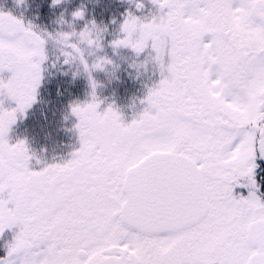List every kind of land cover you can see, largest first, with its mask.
<instances>
[{"label": "snow or ice", "instance_id": "obj_1", "mask_svg": "<svg viewBox=\"0 0 264 264\" xmlns=\"http://www.w3.org/2000/svg\"><path fill=\"white\" fill-rule=\"evenodd\" d=\"M153 3L112 41L154 51L146 107L71 104L79 147L38 169L8 134L43 42L0 12V233L19 226L0 264H264V0Z\"/></svg>", "mask_w": 264, "mask_h": 264}, {"label": "rangeland", "instance_id": "obj_2", "mask_svg": "<svg viewBox=\"0 0 264 264\" xmlns=\"http://www.w3.org/2000/svg\"><path fill=\"white\" fill-rule=\"evenodd\" d=\"M137 3L143 7L137 8ZM77 9L83 10V16H73ZM129 11L151 19L160 10L153 0H0V12L25 19L28 24L24 21V29L43 42L45 59L41 61L37 99L24 113H17L8 134L10 142L26 140L35 168L60 161L62 158L57 157L74 146L78 130H71L76 123L71 104L90 102L95 93L103 111L111 104L102 101L104 93L116 88L124 95L113 105L125 122L146 107L141 101L159 79V67L152 59L154 51L148 46L137 53L131 47L112 43L123 35L121 25ZM89 40L99 41L98 46ZM97 63L103 66L97 68ZM2 75L7 78L11 73L5 70ZM69 84L77 91L75 95H80L66 103L58 101Z\"/></svg>", "mask_w": 264, "mask_h": 264}, {"label": "flooded vegetation", "instance_id": "obj_3", "mask_svg": "<svg viewBox=\"0 0 264 264\" xmlns=\"http://www.w3.org/2000/svg\"><path fill=\"white\" fill-rule=\"evenodd\" d=\"M64 90H67V93H64L63 95H61L60 97L58 96V101L61 100V102L63 103H66V101L69 99V98H75L77 94L76 90L74 89V87L72 88V86L69 84L67 85ZM105 97H104V100L102 99V101H105L106 104H109V102L111 104H118L120 102L121 99H123V91L121 89H116V88H111V90H108L104 93ZM60 102V103H61ZM75 116V115H74ZM74 120L75 122H77V118L74 117ZM73 129H76L74 126L71 128V130L73 132H75V130ZM73 144L74 146L68 150H66L63 154V157H57V159H67L70 157V154L76 149L79 147V134H78V137H74V140H73ZM42 166H38V168H40ZM37 168V169H38ZM19 230V226L17 225H14L10 228H6L4 230L3 233H0V257H3L5 256L6 254V250H7V245L8 243H10L13 238H14V235L15 233Z\"/></svg>", "mask_w": 264, "mask_h": 264}, {"label": "trees", "instance_id": "obj_4", "mask_svg": "<svg viewBox=\"0 0 264 264\" xmlns=\"http://www.w3.org/2000/svg\"><path fill=\"white\" fill-rule=\"evenodd\" d=\"M4 15V14H3ZM5 16V15H4ZM12 16V15H11ZM5 17H9V16H5ZM13 17V19H11V20H9V21H6V23H8V24H10V25H12V27H18L17 25H15V20H17V19H20L21 21H22V24L24 25V21H25V24H28V22L24 19V20H22V17H20V16H12ZM28 32H30L29 30H28Z\"/></svg>", "mask_w": 264, "mask_h": 264}]
</instances>
